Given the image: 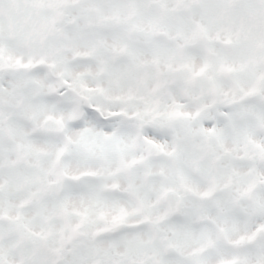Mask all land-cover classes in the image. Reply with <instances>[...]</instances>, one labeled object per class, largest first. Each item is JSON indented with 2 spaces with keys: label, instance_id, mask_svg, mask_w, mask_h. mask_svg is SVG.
<instances>
[{
  "label": "snow or ice",
  "instance_id": "snow-or-ice-1",
  "mask_svg": "<svg viewBox=\"0 0 264 264\" xmlns=\"http://www.w3.org/2000/svg\"><path fill=\"white\" fill-rule=\"evenodd\" d=\"M0 264H264V0H0Z\"/></svg>",
  "mask_w": 264,
  "mask_h": 264
}]
</instances>
